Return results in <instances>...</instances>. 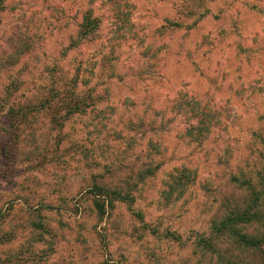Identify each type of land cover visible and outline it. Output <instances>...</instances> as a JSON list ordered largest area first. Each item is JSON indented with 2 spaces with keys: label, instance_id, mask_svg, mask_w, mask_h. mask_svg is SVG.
<instances>
[{
  "label": "rangeland",
  "instance_id": "1",
  "mask_svg": "<svg viewBox=\"0 0 264 264\" xmlns=\"http://www.w3.org/2000/svg\"><path fill=\"white\" fill-rule=\"evenodd\" d=\"M2 4L0 264H258L199 240L264 170V0ZM86 12L101 25L82 37ZM9 38L12 56L32 49L12 67ZM182 96L217 112L201 143L184 141ZM95 186L125 199L102 214Z\"/></svg>",
  "mask_w": 264,
  "mask_h": 264
},
{
  "label": "trees",
  "instance_id": "2",
  "mask_svg": "<svg viewBox=\"0 0 264 264\" xmlns=\"http://www.w3.org/2000/svg\"><path fill=\"white\" fill-rule=\"evenodd\" d=\"M3 1L0 0V13L5 9L3 6ZM101 25V20L92 15V12H86L83 15V21L80 23L79 34L82 37H87L89 34L97 30ZM9 38L8 50L2 51V62L5 66H15L17 65L23 57L28 55L32 49H23L20 55L12 56L10 50L14 48L16 42H13ZM64 86H68L65 83ZM75 88L79 86L77 82L74 84ZM65 94V88L63 89ZM63 94V95H64ZM184 100L179 103V112L182 113L183 120L185 122V127L183 131L184 141L190 144L201 143L205 140L209 130L213 128L219 121L216 110L212 108L210 104H205L200 100L194 98V96H182ZM64 98H60L59 101L63 102ZM70 102H73L71 100ZM74 107L67 108L66 114L68 116L76 113V110H81V101L73 102ZM70 105V104H69ZM8 118L12 122L15 119V109L11 108L7 113ZM67 116V117H68ZM25 118L26 115L24 114ZM190 177L192 181H195V174L188 172L187 169L175 170L170 174L169 184V194L177 195L175 199L179 198L182 194L184 183L186 178ZM246 185L247 198H244L241 205H235L229 210L228 213L224 215L223 218L215 221L212 224L213 235L210 238H202L199 240V245L207 249L209 252L216 253L217 245L220 240L228 238L232 241L234 245L238 248H244L252 250L253 253L258 255L261 259L258 264H264V170L258 172L255 178L246 179L243 182ZM95 191L99 196L98 200L95 202V206L102 213L105 214L107 206L110 204L111 198H122L125 199L121 192L119 191H108L103 186H95ZM177 191L179 192L177 194ZM168 195V192H165ZM109 197V199H108ZM127 196L126 199H128ZM101 199V200H99ZM174 199V200H175ZM248 228L255 229L256 234L249 233L246 231ZM220 253V252H218Z\"/></svg>",
  "mask_w": 264,
  "mask_h": 264
}]
</instances>
